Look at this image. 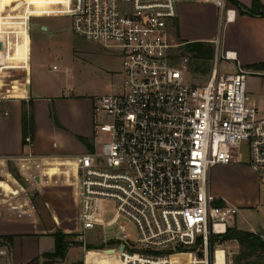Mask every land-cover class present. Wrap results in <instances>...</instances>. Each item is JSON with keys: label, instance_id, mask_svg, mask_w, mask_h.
Returning <instances> with one entry per match:
<instances>
[{"label": "built area", "instance_id": "built-area-1", "mask_svg": "<svg viewBox=\"0 0 264 264\" xmlns=\"http://www.w3.org/2000/svg\"><path fill=\"white\" fill-rule=\"evenodd\" d=\"M182 2H214L231 18L228 0H67L54 6L52 15L71 18L77 37L120 58L123 76L121 92L93 99L96 119L104 121H96L93 150L66 159L53 176L47 169L31 172L29 163L41 159L31 153L14 160L28 171L31 187L58 183L56 177L74 187L83 264L90 251L84 234L106 227L117 232L106 243H116L110 249L118 264H173L189 251L197 257L184 264H218L217 248L224 250L222 264H233L222 243L211 245L233 228L239 208L218 202L211 172L240 163L264 182V114L250 101L248 73L239 65L234 74L221 72V62L236 56L217 38L208 82H186L190 59L174 34ZM5 97L0 91V101ZM32 146L29 135L25 147Z\"/></svg>", "mask_w": 264, "mask_h": 264}, {"label": "crops", "instance_id": "crops-1", "mask_svg": "<svg viewBox=\"0 0 264 264\" xmlns=\"http://www.w3.org/2000/svg\"><path fill=\"white\" fill-rule=\"evenodd\" d=\"M237 1L247 8L253 5V0ZM24 3L0 0V44L2 45L0 71L19 69L23 70L26 76L24 84L18 81L11 83L10 89L6 91L7 97L0 101V178L5 179L0 180V190L5 193L4 198L0 197V237L13 238L11 245L5 244L0 247V264H29L36 259H40L42 263L44 254L55 251L53 236L55 232L71 234L78 229L75 225L73 231L71 225L74 221L70 217L73 215L77 223L78 211L74 187L64 183L62 177H56L60 180L50 186L31 187L26 181L28 171L22 169L14 160L31 153L36 158H41L29 163L31 172L41 174L42 169H47V174L53 176L64 169L61 166L68 165L66 159L86 153L58 154L54 151L59 148L58 144L54 142L51 145L52 135L59 130L52 125L47 116V108L51 104L47 97L61 90L48 78L42 68L38 71L37 83L34 86L29 23L32 18L40 16L37 12L30 11L28 3ZM262 3L264 4V0ZM18 4L26 9H20ZM227 6L235 12L229 20L225 18L223 23L221 36L223 51L233 53L236 56V61L233 63L248 73L246 85L250 101L264 114V69L253 67L264 64V16L242 15L229 0ZM220 17L221 10L214 2L180 3L178 17L174 22L177 42L183 43L185 49L193 43L213 44L218 38ZM43 27L45 26L42 25V30ZM10 34H14V37L10 38ZM5 86L0 79V90ZM93 99L68 98L57 102L61 106L65 103L69 104L74 111L81 113V117L85 114L88 130H80L82 126L78 124L71 132L89 136L83 142L91 148L90 150L95 148L96 116ZM24 111L32 120L33 146L30 148L25 147L24 144ZM60 118L62 119V116ZM76 145L78 151L83 149L80 143ZM38 165H43L44 168L40 167V169ZM19 178L26 185L25 183L21 185ZM21 187L25 191H22ZM210 191L219 203L227 202L234 205L239 208V212L241 206L245 208L243 210L245 212L259 208V220L255 225L249 223V229L241 231L259 234L264 239V182L257 172L240 163L216 166L210 175ZM35 193L38 199L40 198L38 208L30 197ZM39 207L40 210L46 209L52 218L48 226H40L44 215L41 216L38 212ZM46 215L44 217H47ZM44 221L48 222V220ZM236 224L237 217L233 222V228L238 229Z\"/></svg>", "mask_w": 264, "mask_h": 264}, {"label": "rangeland", "instance_id": "rangeland-1", "mask_svg": "<svg viewBox=\"0 0 264 264\" xmlns=\"http://www.w3.org/2000/svg\"><path fill=\"white\" fill-rule=\"evenodd\" d=\"M11 2H22L23 4L26 2L29 5L30 11L37 12L38 16H40L32 18L29 23L32 41L33 83L35 86L39 74L38 71L42 68L48 78L61 90L47 97L48 101L51 102L49 108H47V116L52 125L59 130V132L54 133L51 137V145L55 142L59 146L58 149H54L56 151L55 153L73 155L90 151L91 148L83 142L89 136L71 132L74 126L78 124L82 126L80 130H88L85 114L81 117V113L74 111L69 104L65 103L61 106L57 102H59L58 100H68V98H72V100H79V98L89 100L90 97L94 98L121 92L123 88V76L121 74L120 58L102 45L86 42L77 37L72 30L71 18L64 15H52L56 12V7L54 6L57 4H65V0H11ZM17 6L20 9H26L23 5L18 4ZM224 21L225 17L221 13L218 33L219 39L222 36ZM42 25L47 27L48 30H42ZM10 36L12 38L14 34H10ZM209 45L214 49L215 54V45ZM183 54L187 55L190 59L188 72L185 74L186 82L197 85L206 84L213 69L215 55H213L212 60L207 61L198 58L185 48ZM54 66H57L59 70H53ZM220 67L223 73L234 74L236 72V65L233 62L222 61ZM66 70H68V73H66ZM25 77V72L19 69L0 71V79L6 85L0 91L7 96L6 91L10 89L11 83L18 81L20 84H24ZM59 115L62 116V119ZM96 121L100 123L104 122L102 117L97 118ZM76 143H80L83 149L78 151ZM96 146L99 148L100 144L96 143ZM241 153L242 158L247 160V150L243 149ZM0 180L5 179L0 178ZM19 181L21 185H24L25 182L22 179L19 178ZM24 188L26 189V186ZM4 195L5 193L0 190V197L4 198ZM30 197L38 208L40 206L38 205L40 199H38V195L35 193ZM41 209L44 210L43 208ZM244 209L241 206L240 212L236 216V225L240 230L249 229V223L255 225L256 221L259 220V208L253 209L252 212H245L243 211ZM42 210L39 207L38 212H40L41 216H45V214H47V217L49 216V219L42 216L40 226L44 227L52 222V218L46 209V213L45 210ZM70 217L74 221L71 225V227L73 226V231H75V225H77L78 229L69 234L68 240L76 243V238L80 234L79 224L78 221L76 223V218L73 215ZM44 220H48V222ZM127 233L132 240H137L138 234L134 225L130 224L127 226ZM116 234L115 229L108 227L86 232L84 234V241L89 245L88 250H90L86 257V264H118V261L113 259L116 253L114 254L113 250L110 249L116 247V243H106L108 240L115 238L117 236ZM75 243L69 249L65 260H55L48 263V260L43 258L41 264H83L85 258L84 249L79 243ZM221 243L226 249L228 260L232 261L233 264H250L251 262L264 264V253H257L245 260L238 261V256L242 252V248L235 241L224 242L222 240H212L211 247H218ZM216 256L217 262L222 263L224 260V251L217 249ZM196 257V252L189 251L185 252L183 256L172 259L173 264H184L188 260Z\"/></svg>", "mask_w": 264, "mask_h": 264}, {"label": "trees", "instance_id": "trees-1", "mask_svg": "<svg viewBox=\"0 0 264 264\" xmlns=\"http://www.w3.org/2000/svg\"><path fill=\"white\" fill-rule=\"evenodd\" d=\"M238 9L242 15L250 16H264V4L262 0H253L251 8L243 6L237 0H229ZM186 50L203 60H212L214 49L207 43H193L186 46ZM256 69H264V64H257L253 66ZM33 134L32 120L27 112L23 113V135L24 144L27 136ZM55 239V251L50 254H44L43 258L48 260V263L55 260H65L69 249L74 246V242L68 240L69 234L57 231L53 234ZM12 237H0V247L8 244L11 245ZM222 241H235L242 248V252L238 256V261L245 260L257 253H264V239L259 234H254L248 231H241L236 228H230ZM76 244V243H75ZM91 247V246H90ZM29 264H41L40 259H36ZM45 264V263H43ZM250 264H259L258 262H251Z\"/></svg>", "mask_w": 264, "mask_h": 264}, {"label": "bare ground", "instance_id": "bare-ground-1", "mask_svg": "<svg viewBox=\"0 0 264 264\" xmlns=\"http://www.w3.org/2000/svg\"><path fill=\"white\" fill-rule=\"evenodd\" d=\"M67 3V0H65V4ZM231 10V9H230ZM234 10H231V17L233 16V14H234ZM217 249H219V250H222L221 248H217ZM224 251V250H223ZM218 263V262H217ZM218 264H222V263H218Z\"/></svg>", "mask_w": 264, "mask_h": 264}, {"label": "water", "instance_id": "water-1", "mask_svg": "<svg viewBox=\"0 0 264 264\" xmlns=\"http://www.w3.org/2000/svg\"><path fill=\"white\" fill-rule=\"evenodd\" d=\"M44 30H46L47 28L46 27H43ZM2 48V45L0 44V49Z\"/></svg>", "mask_w": 264, "mask_h": 264}]
</instances>
